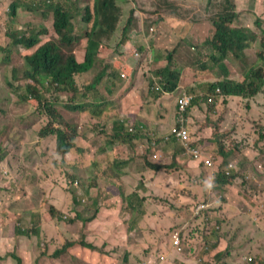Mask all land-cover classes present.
<instances>
[{
    "label": "trees",
    "instance_id": "obj_1",
    "mask_svg": "<svg viewBox=\"0 0 264 264\" xmlns=\"http://www.w3.org/2000/svg\"><path fill=\"white\" fill-rule=\"evenodd\" d=\"M100 5L101 0H0V17L5 15L10 22L3 29L5 25L0 20V29H3L0 31V50L7 62L0 71V174L4 175V165L11 166L8 156L18 144L16 140L21 137L20 131L23 129L27 133V128L35 131L40 138L54 140L53 161L62 170L59 176L48 175L44 170L43 175L53 178L46 179L49 184L42 187V176L29 173L28 163L19 165V168L24 169L19 184L21 192L9 190L8 194L0 196V204L11 216L1 223L5 228V235L0 241V264L6 261L12 264H63L65 256L72 263L81 261L98 264L99 261H93L92 257H99L100 261L102 257L109 258L107 264L117 263L119 256H112V252L120 249L118 241L113 238L119 221L112 218L110 213L117 210L120 222L128 223L133 222L137 214L135 206H132L131 196L136 192L126 194L121 182L114 183L110 180L121 170L119 163L137 161V168L141 171L140 183L146 178L164 179L173 172L178 174L186 166L203 165V158L192 159L185 149L181 150V146H174V151L167 158L159 152L162 146L160 143L179 144L174 141L170 132L161 133L157 139L154 135L150 137L153 143L145 149L143 140L136 141L141 138L142 128L137 127L134 131L128 129L140 120L141 110H146L157 102L156 99L161 94L173 92L177 88L183 71L189 73L186 78L190 79L181 82L186 86V92H213L215 86H219L221 94H236L242 96V100L245 99L242 105L231 107L232 109L227 100L217 102L211 99L208 102L206 98L204 101L206 99L208 102L209 110L201 102L192 103L190 107L188 116L191 121L188 119V122L192 126L187 123L189 132L192 129L190 136L203 152L213 156L210 171L213 187L220 193V200L216 202L217 205L200 209L194 215L191 213L184 226L175 227L186 248L184 257L192 264H222L220 261L227 256L226 253L244 252L250 264H264V250L260 251V245L264 243V234L261 233L264 231V220L260 218L264 216V183L252 178L264 180V170L261 171L264 164V121L253 120L243 114L252 110L253 100L257 97V104L262 106L260 111L264 115V98H261L264 95V17L258 15L257 18H252L251 24L254 27H251L242 15L229 8L227 13L198 19L200 22L211 21L214 26L212 31H207V35L203 37L184 39H187L188 46H192L194 40H205L212 49L211 59L196 62V58L190 55L191 50L178 43L184 36L179 41H172L167 49L165 66L155 71L159 77L153 78L158 87L154 100L151 92L138 90L135 85L125 91L124 95L115 92L117 87L112 88L109 84L112 79L121 75L109 70L114 58L108 66L94 62L95 58L102 59V54L109 52V47L104 42L107 38H103L113 29L108 28L105 36L101 37ZM132 9L134 7L130 11ZM45 20L51 21V30ZM130 21L129 19L124 26L123 36L118 42V45L123 46L118 58L128 63L127 71L132 69L130 63L133 57L143 58L144 50L143 44L134 45L125 37ZM205 30L203 26L195 29L200 34ZM256 34L262 37L258 38ZM80 40H83L84 47L76 55L75 51L81 50ZM195 45L201 47V44ZM249 48L252 51L245 53ZM14 51L21 56L20 60H13ZM228 55L235 58L234 61ZM249 55L254 58L250 59ZM190 62L193 66H190ZM180 63L183 64L182 68ZM137 64L138 62L136 66ZM216 64L221 68L220 71H216ZM106 69L109 76L103 81ZM126 77L127 74L122 78ZM210 80L214 82L208 86ZM58 93L68 94L61 104L64 111L56 106ZM81 98L84 99L80 101ZM13 103L28 110L22 117L27 128L14 121L10 108ZM175 111L177 114L176 109ZM222 115L235 116L237 119L233 125L215 121V118ZM197 117L200 119L197 120ZM241 119L248 120L238 123ZM254 126L258 130L255 133L257 139L249 136L233 137L238 131L243 133L245 130H254ZM6 133H9L7 138ZM251 139L253 140L250 141ZM123 143H126L129 158H119L116 153L113 157L110 156L107 152L109 146H113L114 151L116 144ZM25 149L26 147L22 148L24 155ZM154 152L158 153L156 157L152 156ZM38 154L40 153L30 154L29 159ZM88 157L91 159L88 160ZM147 169L151 173H145ZM249 174L251 176L248 178ZM98 180L107 181L106 185H111V188L99 187ZM82 185L88 198L85 204L79 195ZM53 186L58 189L53 190ZM53 192L62 199L60 204L63 206L57 211L51 206L49 215L52 219L57 218L55 221L67 224L69 231L80 225L81 234L65 238L54 249H50L52 242H43L44 249H38L36 227L40 223V217L46 216L39 209L43 203L50 201ZM90 199H93L92 205L88 204ZM19 207L21 212L33 211L34 222L30 229H22L18 223L20 219L13 218V215L21 214L17 213ZM244 208L246 211H241ZM239 211L247 213V218H232ZM65 212L71 216L68 222L62 214ZM251 215L255 216L256 223L261 221L263 224L257 227L249 223L241 227L242 231L249 229L257 232L245 234L247 239L253 241L242 246L244 240L240 239L232 244L235 234L231 235L229 229L233 224L248 222ZM84 216L86 219H83ZM217 223L224 225L216 240V243H223L221 251L224 255L220 259H212L206 253L208 258L203 260L204 256L200 257L199 254L205 253L203 250L208 247L207 241L205 238L195 237L191 232L201 226L206 233ZM89 235H100L103 245L97 247L89 242ZM22 236L28 237L32 250L41 253L36 260L33 259L34 252L27 250L25 237ZM106 246H110L109 251H105ZM242 254L240 257L244 260L245 256L242 257ZM128 255L129 252H125L120 257L122 264H130ZM256 256L257 259L254 260ZM198 258L202 262H198Z\"/></svg>",
    "mask_w": 264,
    "mask_h": 264
},
{
    "label": "rangeland",
    "instance_id": "obj_2",
    "mask_svg": "<svg viewBox=\"0 0 264 264\" xmlns=\"http://www.w3.org/2000/svg\"><path fill=\"white\" fill-rule=\"evenodd\" d=\"M208 1L210 2V4H208ZM225 1H227V4L225 3ZM80 4H83V3H80ZM133 7L134 9L130 11V9ZM229 8H232L236 14L242 15L244 19L248 22V24L251 25V27H254L251 24L252 18H257L258 15H261L264 17L263 5L256 0H101V5L99 7V21H100V25L102 29L101 37L105 36L108 28H113V29H111L109 35L103 38V39L107 38L106 41L102 39L104 42H106L107 46L109 47V52L102 54V56H104V58L107 61H105L104 58L102 59L95 58L94 62L99 63V64L105 63L108 66L111 60L114 58V62L109 65L110 72L114 74L117 73L121 75L122 77H124L127 74L126 78H122L120 76L119 78L112 79V82L109 85L112 88L117 87V90L115 92L118 91L120 95H124L125 91H127L128 89H130L132 86L135 85L138 88V90L143 89V91L151 92L155 100L156 98L155 95L158 92V87H156L157 85L155 84V80H153V78L159 77V76L158 77L156 76L155 71L158 68L165 66L166 64L167 49L169 48V44L172 41H179L180 37L184 36L183 40H181V42L179 41L178 43H182L186 48L191 50L190 55H193L194 58H196V62H200L201 60L202 61L210 60L211 59L210 53L212 49L210 48L209 44L204 42L205 40H202V39L194 40L192 44L193 47H192V46H188L187 39H184V38H193V37L198 38V37H203L204 35H207V31L208 32L212 31V26H213L212 22L209 20L200 22L198 21V19L207 17L209 15H220V14L227 13L229 12ZM104 14H105V17H104ZM129 19L131 21L129 22V30L125 37L128 38L129 41L134 45L139 44V43L143 44L144 50L142 53L143 58L136 59L133 57L132 62L130 63L132 69L130 71H127L126 68H127L128 63L118 58L119 53L123 49V46L118 45V42L123 36V28L127 24ZM195 19H197V21H195ZM0 20L2 21V24L5 25L3 29L7 28V25L10 24V22L7 20V17L5 15L0 17ZM45 21H46V25L51 30V21L50 20H45ZM200 26H203L204 29H206L205 31L202 32V34L195 31V29ZM3 29H0V31H2ZM257 30H260V29L258 28ZM256 36L258 38L262 37L260 34H256ZM79 42L81 44V50L79 51L76 50L75 51L76 55L80 54L84 47L83 40H80ZM195 44H201V47L198 48ZM250 51H252V48L247 49L245 53L250 52ZM12 58L13 60H20L21 56L16 51H14V53L12 54ZM228 58L231 59L232 61H234L235 59L230 55H228ZM253 58L254 56H250V59H253ZM137 62L138 64L136 66ZM6 64L7 62L4 60L2 52L0 50V71H2L3 68H5ZM179 66L182 68L183 64L180 63ZM190 66H193L192 62H190ZM175 67L181 70L179 67L177 66ZM220 70L221 68L219 67L218 64H216V71H220ZM198 73L202 74L199 71ZM108 76H109L108 69H106L103 81L106 80ZM187 76H189V73L183 71V73L180 75L181 78H180V82L177 88L173 92L161 94L160 96L157 97L156 100L161 99L164 95H168L169 98L168 99L163 98V100L173 102L172 104H173L174 109H177L175 104L179 102V99H182L183 100L182 110L186 112L184 114V116H186L185 122L188 123L190 126H192V124L190 122L191 118L188 116V113L190 112V107L192 103H196V102L204 103V105L209 110L210 107H208L207 105L208 102H206V99L204 101V98H207L208 95H212V98L217 102H223L224 100H227V103H229L228 105L230 109H232L231 107H234V106L236 107V105H242L245 100V99L242 100V96L240 95L221 94L219 86H215L213 92L210 90L207 93L204 92L203 90H201L200 92H186V86L183 85V83L181 82L189 81L190 79L186 78ZM143 81H144V84H142ZM211 82H214V81L210 80L208 83V86ZM0 94L2 95L1 87H0ZM67 96L68 94L66 93H58V100L56 101L57 102L56 106L61 111H64V108L62 107L61 104L62 102H64ZM261 98H264L263 94L261 95ZM83 99L84 98H81L79 100H83ZM150 106H153V105H150ZM261 107H262L261 105L257 104V97H256L252 103V108H251L252 110L249 113L243 112V114L253 120L264 121V115L261 114V111H260ZM10 108L12 110L14 121L18 123L20 126L27 128V124H25L22 121V117L25 114V111H28V110L25 109L24 106L17 105L16 103L11 104ZM230 109H224V110L229 111ZM157 113H158V119L163 116V114H161L159 111ZM188 119H190L189 122H188ZM199 119L200 117H197V120ZM236 119L237 118L235 116L226 117V115H222L221 117L218 116L217 118H215V121L217 122L220 121V122H223L229 125H233ZM247 120L248 119H241L239 120L238 123H241ZM254 127L255 128L252 131L245 130L243 131V133L241 131H238L239 133H235L233 137L234 138H238V137L245 138L246 136H249L251 138L257 139L258 137L255 135V133L258 130L256 126ZM0 128H2V126H0ZM190 130L192 131V129ZM20 132H21L22 139L26 145L25 155L21 154L20 157H18V154L16 153L13 154L14 172L12 169L10 170V173L6 174V176L5 174L4 175L0 174V189H1L0 196L1 197L4 194H8L9 190L21 192V187L19 186V184H20V181L22 178V172H24V169L19 168V165L28 163L29 168L27 169L29 173L42 176L43 180H41L40 182L42 187L48 186L49 183H46V179L51 180L53 178L51 176L50 178H47L48 175L51 174V175L59 176L62 171L61 167H59L53 161V157L55 156V152L53 150V146H54L53 139L40 138L37 136V133L35 131L29 128H27V133H25L23 129ZM8 135L9 133H6L5 138H7ZM140 136L146 145L145 149H147L152 143V139L150 138L151 135L148 134V130L146 132L142 130ZM146 139H148L149 141H146ZM5 140L8 141L7 139ZM252 140L253 139H251L250 141ZM37 143L38 145H35ZM46 145L49 146L48 151H47ZM110 147L111 146H109L108 151L110 150ZM36 153H40V154H38L36 157L34 156L31 157V159L28 158L30 154H36ZM87 159L90 160L91 157H88ZM110 161H112V158H110ZM126 164L127 162L119 163L120 166L126 165ZM4 167L5 166H3V168ZM44 170L48 172V175H43ZM250 170H251V167H250ZM262 170H264V164H263V168H261V171ZM250 176L251 174H249L248 178ZM252 178L254 180H258L261 184L264 183V180L261 178H258V177L255 178L253 176ZM137 179L138 177H136V180ZM103 184H106V182ZM55 189H58V187L53 186V190ZM82 189H84L83 185H82ZM29 194H31V192H29ZM38 195L39 196L41 195V191L38 192ZM1 197H0V200L2 199ZM83 197L85 200L82 201V203L85 204L87 203L88 198L87 196H84V195ZM49 202L43 203V206L39 209L40 212H42L43 214H46L47 218H49L50 216L49 211L47 209ZM51 202L56 205V207L53 205L52 206L54 207V210L57 211L60 207V203L62 202V199H60L59 196H57L55 192H53V195L51 197ZM92 202H93V199H90L88 204L92 205ZM180 210H181L180 208H177L174 210V213H177ZM244 211H246L245 208H244ZM62 214L64 218L67 219V222H68L71 216L68 215L67 212L62 213ZM24 215L25 213L23 215H19L17 219H22V216ZM242 216H245V217H242ZM251 216L252 218H249L248 222L233 224V226L229 229V231L231 232L230 233L231 235L235 234V236L232 237V239H234V241H232V244L239 242L240 239L244 240V242L242 243V246L244 244L246 245L249 242L253 241L252 239H247L245 234L257 233V232L250 231L249 229H245L244 231H242L241 227L246 226L249 223L254 224L257 227L259 226L261 227V225L263 224L261 221H258L256 223L255 222L256 218H254L255 216L254 215H251ZM10 217L11 216L7 213V211L0 204V228L3 231H5V228L1 223L3 219H9ZM30 217H31L30 226L23 225L21 220L18 221L22 229H30V227H32L33 222H34L32 221V219H34V217H32V215ZM232 218H247V215H242L239 212H237L233 215ZM260 218L264 220V216ZM83 219H86L85 216L83 217ZM56 223L58 224L44 223L43 226L38 225L36 227V231L39 234L37 242L39 241L40 238H43V242H46L49 244H51L52 239L56 240L59 237V234L62 231H64L62 226L59 225V222L56 221ZM223 227H224L223 224L219 225L217 223L215 227L211 226L210 230L204 233L202 227L198 226L196 229L192 230L191 233L197 238H205L207 241V245L211 246L210 247L211 255H213L215 258H218L220 257L222 253L221 251L222 242L221 243H214V242H216L218 235H219V231ZM79 233L81 234V229L79 230ZM261 233L264 234V231H262ZM162 234L163 232H161V235ZM22 237H25V236H22ZM50 237L52 239H50ZM94 237L101 238L100 235H96ZM25 240H26L25 244H26L27 250L34 252V250H32V244L29 243V239L25 238ZM169 240H170L171 251L174 254L178 255L181 252L180 240H179V247H178L179 249L177 248L175 250L173 249V240L170 237H169ZM53 247H54V243L51 244L50 249H52ZM260 248H261L260 251L264 250V243L260 245ZM239 250L242 251L241 248ZM226 254L228 255V264H250L246 260L247 255H245L244 252L243 254L242 253H239V254L226 253ZM240 254H242V257L245 256L244 260L240 257ZM167 255L169 254L167 253ZM34 258H35V255L33 254V259ZM162 258H163V264H167L166 257L162 255ZM101 259L102 260L99 261L98 264H107L106 261L109 258L102 257ZM256 259H257V256L254 257V260ZM254 260L252 261V263L254 262ZM118 261L119 263H121L120 259H118ZM4 264H12V263H8L6 261Z\"/></svg>",
    "mask_w": 264,
    "mask_h": 264
},
{
    "label": "crops",
    "instance_id": "obj_3",
    "mask_svg": "<svg viewBox=\"0 0 264 264\" xmlns=\"http://www.w3.org/2000/svg\"><path fill=\"white\" fill-rule=\"evenodd\" d=\"M163 98L168 99L169 96L164 95L161 99L152 104L153 107L147 108V111L141 110V118L137 120L134 126L135 128L140 127L142 130L148 129V134L152 135L153 133L156 139L161 136V133H165L169 130L175 118L176 111L173 107V102L165 101ZM158 111L163 114L159 119ZM140 140L143 139H136L137 142ZM125 144L126 143L116 144L114 151L113 146H111L110 150H107V152L110 153L112 157L114 153H116L119 158L128 159L129 151ZM160 144L162 146L159 152L164 154L167 158V156H170L174 151V149H172L174 146L170 143L166 145ZM175 146L179 148V144ZM10 154H12V152ZM138 165L139 163L137 161L129 160L126 165L120 166L121 170L116 173L117 175L115 177L110 179L114 183L121 182L126 194L132 191L138 194L132 199V206H136L138 210L133 222H120L117 210L110 213L112 218L118 219L119 221V224H116L113 238L117 240L121 246L120 249L112 252V256H121L125 252H129L128 260L130 264H163L162 255L166 257L167 264H179L180 262L183 264H192L191 261L186 259L183 255H176L171 251L169 232L171 228L177 226L182 227L187 223L186 216L188 213L192 212V204L200 205L206 203L208 208L217 205L216 202L220 200V193L213 187V178L210 169L203 165L186 166L181 168L178 174L173 172L164 179L159 177L153 179L146 178L140 183L139 178L141 177V171L137 168ZM7 171L8 170H5V172ZM144 172L151 173V170L147 169ZM136 177H138L137 180ZM105 182L108 184L107 181ZM105 182L104 180L97 181L99 187L111 188V185L103 184ZM161 198H163V200ZM50 204L56 207V205L51 202V199ZM62 206L63 205L60 204L59 210L62 209ZM177 208L181 210L174 213V210ZM17 213H21L20 215L25 213L20 220L23 225L30 226V216L32 215V217H34L33 212L30 210L21 212L19 207L17 208ZM239 213L244 215L241 211H239ZM13 218L17 219L18 216L13 215ZM32 221H34V219H32ZM44 223L58 224L54 219H47L46 216L42 215L38 225L43 226ZM59 225L62 226L64 231L59 234L56 240L50 237L54 246L62 243L66 237L78 236L80 225H76L72 231H69V227L65 223H59ZM161 232H163L162 235ZM4 235V231L0 228V241ZM88 240L92 241L97 246L102 245V241L98 237L88 236ZM38 244V249H44L43 238L39 239ZM109 250L110 246H106L105 251ZM208 251L210 255L209 258L215 259V257L211 255V248H208ZM167 253L169 255H167ZM40 254L41 253L36 251V255ZM203 256L202 259L204 260L207 255L203 254ZM92 259L93 261H100L99 257H92ZM202 259L198 258L197 261L202 262ZM213 261L215 262V260ZM223 261L224 262H221L222 264H228V257L226 256L223 258ZM62 263L87 264L81 261L72 263L68 260L67 256L63 257ZM117 264H119V261H117Z\"/></svg>",
    "mask_w": 264,
    "mask_h": 264
},
{
    "label": "clouds",
    "instance_id": "obj_4",
    "mask_svg": "<svg viewBox=\"0 0 264 264\" xmlns=\"http://www.w3.org/2000/svg\"><path fill=\"white\" fill-rule=\"evenodd\" d=\"M256 1H258V2H260L262 5H263V8H264V0H256ZM207 101L208 102H210L211 101V99H213L212 98V95H208L207 96ZM214 100V99H213ZM81 101V100H80ZM215 101V100H214ZM152 105V104H151ZM151 107H153V106H149L148 108H151ZM176 107H177V114H175V118H174V122H173V124L169 127V130L167 131V132H170V130H171V128L173 127V126H178V121H177V117H178V115H179V113H180V111H179V108H178V103H176ZM143 111H147V110H143ZM186 112H182V116H183V119H184V121H183V123H184V125L186 126V128H187V130H188V133H189V143L192 145V146H194V147H197V148H199L200 149V151H201V156H200V158H203V166H206L205 164H204V158L205 157H210L211 159H212V162H213V156L212 155H207V153H205V152H203L202 151V149L200 148V146L198 145V144H196L195 142H193V140H192V138H191V136H190V132H189V128H188V125H187V123L185 122L186 121V116H184V114H185ZM125 124H126V121H125ZM80 128V126L78 125L77 126V129H79ZM128 129L130 130V131H134L135 130V127L134 126H129L128 127ZM148 130V129H147ZM146 130V131H147ZM148 132H149V130H148ZM170 134L171 135H173L174 136V134H172L171 132H170ZM151 137H153V133H152V135H151ZM174 138H175V140L174 141H176L177 143H179V146H181V148H182V150L184 149V147H183V145H182V141L181 140H178L175 136H174ZM17 141V146L13 149V150H11V152H12V154H9V156H8V159L11 161V166L9 167V166H7V164L6 165H4L5 167L3 168V173L5 174V176H6V174L7 173H10V170H12L13 169V172H14V159H13V154H18V157H20V155L22 154L23 155V151H22V148L23 147H26V145H25V142L23 141V139H22V136L20 137V139H19V137H18V140H16ZM46 147L47 148H49V146L48 145H46ZM10 152V153H11ZM158 153L157 152H154L153 154H152V156L153 157H156V155H157ZM41 155H43V154H41ZM17 157V158H18ZM29 158V157H28ZM199 158V159H200ZM212 166H213V164H212ZM212 166H210V167H208V166H206L207 168H209V169H211V167ZM5 170H8L7 172H5ZM140 179V178H139ZM97 185H98V183H97ZM85 190L84 189H82L81 188V190H79V195H80V197H81V201H84L85 199H84V197H83V195L84 196H86L85 195V192H84ZM138 194H137V192H136V194L135 195H131L132 196V199L134 198V196H137ZM162 200H163V198H161ZM52 205L50 204V202H49V205H48V211H49V209H50V207H51ZM53 207V206H52ZM192 207H193V209H192V212H190V213H188L187 214V216H186V218L192 213L193 215L194 214H196L197 212H198V210H200V209H203V208H207L208 207V205H206V203H203V204H200V205H195V204H192ZM59 210V209H58ZM135 210L137 211V213H138V210H137V207L135 206ZM241 211H244V210H241ZM42 213V212H41ZM241 213H243L244 215H247V213H244V212H241ZM43 214V213H42ZM137 215V214H136ZM49 218H51V216H49ZM49 218H47V219H49ZM52 219V218H51ZM54 219H57V218H54ZM189 220V218H187V221ZM177 231L178 232V229L177 228H174L172 231H170V238H171V236H172V234H173V231ZM206 232V231H205ZM36 234H37V237H39V234L37 233V231H36ZM78 234H79V232H78ZM80 235V234H79ZM78 235V236H79ZM89 236H96V235H89ZM73 237H76V236H73ZM178 237H179V235H178ZM26 239H28V237H25ZM100 239H102V238H100ZM87 240H88V236H87ZM103 240V239H102ZM101 240V241H102ZM180 240V239H179ZM264 240V239H263ZM89 242H92V241H90V240H88ZM53 243V242H52ZM93 243V242H92ZM214 243H216V242H214ZM214 243H213V245H214ZM218 243H221V242H218ZM223 244V243H222ZM102 245H103V243H102ZM101 245V246H102ZM180 245H181V252L178 254V255H183V256H185V253H186V248H185V245L183 244V242H181L180 241ZM97 246V245H96ZM101 246H97V247H101ZM1 247L2 246H0V249H1ZM51 247V246H50ZM211 246H208V247H205L204 248V252L205 253H200L199 255H200V257H203V254H206V253H209V251H208V248H210ZM118 248H121V246L120 247H118ZM173 249L175 250V249H177L175 246H173ZM34 255H35V258H34V260H36L37 259V257H39V255H36V251H34ZM123 255V254H122ZM121 255V256H122ZM224 255V253H223V251H222V253H221V255H220V257H218V258H215V259H220V258H222V256ZM121 256H119V259H120V257ZM210 256V255H209ZM228 256V255H227ZM247 260V259H246ZM249 260V259H248ZM247 260V261H248ZM115 262V261H114ZM221 262H224L223 261V259L221 260ZM113 262H111L110 264H112ZM117 264V263H116ZM119 264H122V263H119Z\"/></svg>",
    "mask_w": 264,
    "mask_h": 264
},
{
    "label": "built area",
    "instance_id": "obj_5",
    "mask_svg": "<svg viewBox=\"0 0 264 264\" xmlns=\"http://www.w3.org/2000/svg\"><path fill=\"white\" fill-rule=\"evenodd\" d=\"M182 107H183V100L179 99L178 108H179L180 113L177 117L178 126H173L171 128L170 132L172 134H174V136L178 140L182 141L181 143H182L184 149L186 150V152L189 153V155L192 159H198V158H200V156L202 154H201V151L199 148L194 147L189 143V133H188L186 126L183 123L184 119L182 116V112H183ZM204 164L208 167L212 166V164H213L212 159L210 157H205L204 158ZM171 239L173 240V246L178 248L179 247V237H178V232L176 230L173 231Z\"/></svg>",
    "mask_w": 264,
    "mask_h": 264
}]
</instances>
